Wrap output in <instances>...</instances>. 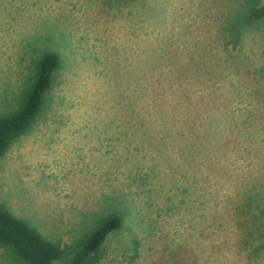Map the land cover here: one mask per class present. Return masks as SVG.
<instances>
[{
	"label": "rangeland",
	"instance_id": "374dc122",
	"mask_svg": "<svg viewBox=\"0 0 264 264\" xmlns=\"http://www.w3.org/2000/svg\"><path fill=\"white\" fill-rule=\"evenodd\" d=\"M262 3L0 0V117L61 59L0 203L63 247L118 213L97 264H264Z\"/></svg>",
	"mask_w": 264,
	"mask_h": 264
},
{
	"label": "trees",
	"instance_id": "16d2710c",
	"mask_svg": "<svg viewBox=\"0 0 264 264\" xmlns=\"http://www.w3.org/2000/svg\"><path fill=\"white\" fill-rule=\"evenodd\" d=\"M246 24L264 19V3L252 6ZM57 52L45 53L37 64L36 80L21 105L0 117V157L8 151L12 141L34 125L44 108L47 94L54 84V74L60 67ZM200 149V148H199ZM122 225L116 212L105 216L97 227L77 243L63 247L47 239L27 220L15 216L0 203V245L10 250L18 264H56L55 260L71 255L70 264H97L107 236Z\"/></svg>",
	"mask_w": 264,
	"mask_h": 264
}]
</instances>
